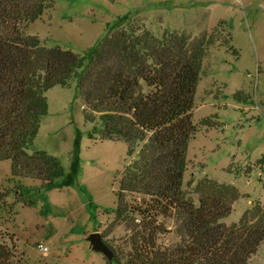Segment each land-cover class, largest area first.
<instances>
[{
	"label": "trees",
	"instance_id": "1",
	"mask_svg": "<svg viewBox=\"0 0 264 264\" xmlns=\"http://www.w3.org/2000/svg\"><path fill=\"white\" fill-rule=\"evenodd\" d=\"M53 2L0 0V161L10 160L14 178L39 180L41 189L63 176L58 158L28 149L47 114L44 93L77 79L84 120L100 139L124 141L130 158L105 236L125 232L105 264H249L264 242V201L226 225L235 187L204 178L190 189L196 201L182 187L200 60L212 41L179 32L157 37L129 22L107 26L88 57L47 48L26 28ZM26 190L14 192L21 198ZM170 234L175 240L165 242ZM0 264H18L12 243L0 242Z\"/></svg>",
	"mask_w": 264,
	"mask_h": 264
},
{
	"label": "rangeland",
	"instance_id": "2",
	"mask_svg": "<svg viewBox=\"0 0 264 264\" xmlns=\"http://www.w3.org/2000/svg\"><path fill=\"white\" fill-rule=\"evenodd\" d=\"M129 22L157 37L179 32L212 41L200 60L182 187L195 201L190 189L204 178L235 187L239 198L221 222H237L264 201V0H54L26 32L47 48L88 57L107 26L115 30ZM44 96L47 114L28 152L55 156L64 174L41 189L39 180L14 178L10 160L0 161V242L14 245L18 264H105L86 239L98 232L113 250L125 232L118 227L105 236L130 160L128 146L93 133L77 98V79ZM17 186L29 191L19 198ZM162 239L175 240L172 234ZM249 264H264V242Z\"/></svg>",
	"mask_w": 264,
	"mask_h": 264
},
{
	"label": "water",
	"instance_id": "3",
	"mask_svg": "<svg viewBox=\"0 0 264 264\" xmlns=\"http://www.w3.org/2000/svg\"><path fill=\"white\" fill-rule=\"evenodd\" d=\"M89 243V247L92 251L101 253L107 260H111L113 253L108 245L104 242L103 237L98 232H94L88 235L86 239Z\"/></svg>",
	"mask_w": 264,
	"mask_h": 264
},
{
	"label": "built area",
	"instance_id": "4",
	"mask_svg": "<svg viewBox=\"0 0 264 264\" xmlns=\"http://www.w3.org/2000/svg\"><path fill=\"white\" fill-rule=\"evenodd\" d=\"M37 247H38L39 251H40L42 254L46 255V253H47V248H46L43 244H38Z\"/></svg>",
	"mask_w": 264,
	"mask_h": 264
}]
</instances>
